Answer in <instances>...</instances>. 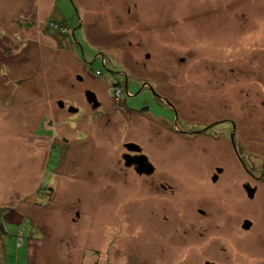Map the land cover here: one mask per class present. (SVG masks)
Masks as SVG:
<instances>
[{"label": "rangeland", "instance_id": "374dc122", "mask_svg": "<svg viewBox=\"0 0 264 264\" xmlns=\"http://www.w3.org/2000/svg\"><path fill=\"white\" fill-rule=\"evenodd\" d=\"M79 26L165 93L152 112L172 125L128 109L152 105L148 92L133 97L135 83L131 99L119 84L113 92L117 60H97ZM100 107L110 110L103 118ZM171 108L220 147L180 138ZM235 130L246 157L256 155L249 165L261 169L264 155L247 143L255 134L264 148V0H0V264H205L212 239L196 213L213 189L216 205L230 202L216 246L229 250L230 264H262L264 256L242 252L256 234L233 231L243 214L219 192L223 178L213 181L218 167L232 170L235 184L244 179L225 139ZM144 143L145 165L130 162ZM151 166L160 173L147 185ZM248 204L246 216H255Z\"/></svg>", "mask_w": 264, "mask_h": 264}, {"label": "flooded vegetation", "instance_id": "af4514ba", "mask_svg": "<svg viewBox=\"0 0 264 264\" xmlns=\"http://www.w3.org/2000/svg\"><path fill=\"white\" fill-rule=\"evenodd\" d=\"M55 27V26H54ZM80 31H81V35H82V40L84 43L88 44L90 47H92L95 51H96V59H102L103 63L106 64V58L107 57H111L112 59L115 58L118 62L117 65L120 66L121 69H118L117 67H115V69H113V72H111V74L116 77L117 79H119L120 81H118V83H111L110 87L111 90L113 92H115L114 90V84L115 85H121L122 91L121 93L125 94V93H129V97H126L128 99H131V91H132V87L131 84L135 83L134 86H137V90H139L136 94L135 92H132V96L136 97L138 96L140 93L147 91L148 94V98L151 99L152 101V105L149 104H145V105H138L137 108L134 109H130L131 111H137L138 113H145L148 112L151 114V116L156 119V120H163L164 122H168L169 123V119L165 120L162 119V117L157 116V111L156 112H152V107H154L156 110L160 107H163V103H165L166 101V96L164 92H160L159 88L157 87L156 84H151L148 83L144 80H140L137 76H135V74L133 73H129V71L127 69L124 68V64L121 62V57L124 56L125 54H122L121 56H110L109 54H112L111 51L107 50H103L101 49V43L99 41L98 38H94L95 42H90L88 41V36L87 34L84 35V27L82 28L81 26H79ZM54 31V29H53ZM75 32V31H73ZM112 40L116 41L118 44L117 39L113 36ZM73 48H77L78 46L82 47V42L81 41H76L73 42ZM102 50V52H100V50ZM76 51V50H75ZM72 51V52H75ZM148 58H150V60L152 59L151 55L148 54L147 55ZM120 62H119V61ZM79 64L81 66V68L84 70L86 76L89 77H94L95 79H98L96 76H99L100 73H96V74H89L86 71V68L82 66V63L79 61ZM115 64V63H114ZM138 65H140V63H137ZM140 67L143 69L146 67V64L140 65ZM86 76H78L79 79H81L82 81H85V92L87 91V87L89 85V82L86 78ZM82 77L86 78L83 79ZM124 82V83H122ZM144 82L148 85V87L143 88L142 85L144 84ZM134 89V90H136ZM104 88L101 87V91L100 93H95V95L97 96L96 99H98V97H103V93H104ZM86 95V93H85ZM116 95L115 93L111 94V96L109 95V100H115L116 101ZM99 101V100H97ZM102 102V101H101ZM122 102V101H121ZM123 103V102H122ZM170 106L173 105V103L170 101L168 103ZM62 109L65 108L64 104L63 107H60ZM72 108H68V112L69 110ZM75 109V108H73ZM77 110V109H75ZM79 110V109H78ZM78 110L76 111V113H78ZM184 110V108H183ZM172 114H174V121L176 124L180 125V128H176V126L174 125V130H172L175 134H177L180 138L184 137V138H195V139H205L206 141L210 142L213 146H217L220 147V139H213L211 135H208L209 131L205 132V128H197L196 125L194 126H190L189 129H187V124L184 122V118L182 116V112H180L177 108H171L169 110ZM110 110L107 109H103L102 107H100V110L98 111L99 115H101V117H105L106 115H108L107 113H109ZM169 120V121H168ZM173 121V122H174ZM165 122V124L167 125V123ZM229 123V122H228ZM234 123V122H233ZM170 124L172 125L173 123L170 121ZM232 124V123H230ZM232 126H235L232 124ZM237 132L236 130L234 131V133H232V138L229 139L225 138L231 145H232V149H233V155L230 156L231 162L235 167H237L240 170L241 176L244 177V179L235 184L232 182V170L230 169H223V168H216L215 174H213V181L217 184V182H219L220 178H223L221 184H217L219 186V192L225 196V198L227 199L228 196H231L234 199V205L235 208L237 210V213L239 214H243V218H242V223H239L237 225V229L233 230L236 232H238L240 230V238H243L246 234V232H249L250 234L255 232L256 234V238L258 240V242L254 243L253 248H251L250 246L246 245L245 247H242L240 245V242L243 240L238 241L237 245L239 247H242V252L245 254L250 255L251 252L255 253L256 255H261L264 256V180L262 179H256L255 175H254V168H252L253 166H256V168H258L257 165H255V163L252 162L251 165H249V157L250 156H256L253 153H248V156L246 157V153H245V141L243 139V142H241V144L239 143V141L236 140L235 136L233 137V135H235ZM148 135L146 136L145 140H147ZM210 139H208V138ZM259 137L255 134L250 135L249 136V140H251L249 143L250 144V150L252 152H257L260 153L261 155H264V148H262L260 145L262 143V141H260L258 139ZM212 141V142H211ZM241 141V140H240ZM214 142V144H213ZM147 143H144V146L142 148L138 147V151H132L130 150V154L131 157L129 156V160L132 162H139L140 160H143V162L146 160L147 161V155H145L144 153V148H147ZM258 150H261L262 152H258ZM138 153H140V155H138ZM147 156V157H146ZM149 159V157H148ZM263 159V156H262ZM149 165V163H148ZM261 169L260 172L262 173V176H264V160L263 162H261ZM151 170H155V174L154 175H150V176H142L143 182L147 185H153L156 182V178L160 173V170L157 167H153L151 166ZM155 179V181H154ZM246 179V181H245ZM159 186H163L162 184H159ZM210 199L219 200V197L216 195V193L214 192V189L210 192ZM213 200L207 201V206L204 210H200L202 212H198L196 214L199 215V218L202 222L203 225H205L206 231H205V235H208V237H211V241L208 242V246L210 249V253L208 254V257L205 259V264H230L229 262V258H230V254H229V250L227 248H225L223 245L220 246L221 248L216 246V242L213 241L214 239V234H219L221 233H226L228 232L227 229V222H222V217H223V206H227L230 207V202L228 200H226L224 202V204H221V206L216 205ZM251 203L254 204V207L251 204H248L249 209L251 210L249 212V215L251 212H253L255 214V216H246L245 212H246V204ZM248 224V227H245V225ZM226 225V226H225ZM229 226V225H228ZM171 229V227H170ZM185 233V232H184ZM187 233V232H186ZM228 234V233H227ZM220 235V234H219ZM248 240V243L250 242V239L244 238ZM232 246H235L234 244H232ZM261 263L264 264V261L261 260Z\"/></svg>", "mask_w": 264, "mask_h": 264}, {"label": "water", "instance_id": "95a60500", "mask_svg": "<svg viewBox=\"0 0 264 264\" xmlns=\"http://www.w3.org/2000/svg\"><path fill=\"white\" fill-rule=\"evenodd\" d=\"M87 96H88V98H89L90 100L95 101V95H94L93 93L88 92V93H87ZM58 104H60V106L63 107V102H59ZM72 111H74V112L76 113L77 110L74 109V110H72ZM129 148L131 149V148H133V147H129ZM137 149H138V146H137L134 150H132V151H138ZM130 157H131V156H130ZM130 162H132V161H130ZM134 163H136V162H134ZM136 164H137V165H145V163L143 162V160H140V161L137 162ZM142 170H145V168L142 167V168H141V171H142ZM245 227H248V224H246Z\"/></svg>", "mask_w": 264, "mask_h": 264}, {"label": "trees", "instance_id": "16d2710c", "mask_svg": "<svg viewBox=\"0 0 264 264\" xmlns=\"http://www.w3.org/2000/svg\"><path fill=\"white\" fill-rule=\"evenodd\" d=\"M42 191V190H41ZM52 193V191H50ZM22 232H24V229L21 230V237L25 236L24 234L22 235ZM18 245H20V243L18 242Z\"/></svg>", "mask_w": 264, "mask_h": 264}, {"label": "bare ground", "instance_id": "6f19581e", "mask_svg": "<svg viewBox=\"0 0 264 264\" xmlns=\"http://www.w3.org/2000/svg\"><path fill=\"white\" fill-rule=\"evenodd\" d=\"M195 57H197V56H195ZM198 58V57H197Z\"/></svg>", "mask_w": 264, "mask_h": 264}]
</instances>
